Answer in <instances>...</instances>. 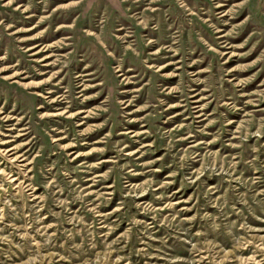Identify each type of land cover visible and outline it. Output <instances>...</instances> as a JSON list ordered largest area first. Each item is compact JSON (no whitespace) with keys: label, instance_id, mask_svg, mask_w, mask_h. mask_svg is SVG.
Here are the masks:
<instances>
[{"label":"rangeland","instance_id":"1","mask_svg":"<svg viewBox=\"0 0 264 264\" xmlns=\"http://www.w3.org/2000/svg\"><path fill=\"white\" fill-rule=\"evenodd\" d=\"M0 264H264V0H0Z\"/></svg>","mask_w":264,"mask_h":264}]
</instances>
